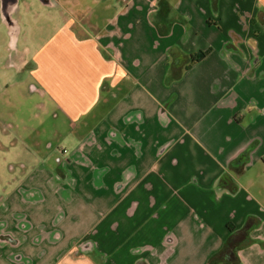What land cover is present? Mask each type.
I'll return each instance as SVG.
<instances>
[{
    "label": "crops",
    "instance_id": "obj_1",
    "mask_svg": "<svg viewBox=\"0 0 264 264\" xmlns=\"http://www.w3.org/2000/svg\"><path fill=\"white\" fill-rule=\"evenodd\" d=\"M36 4L65 19L10 67L30 69L67 146L11 144L10 182L26 174L0 190V264H209L249 217L237 254L264 264V0H0V37ZM146 220L143 248H123Z\"/></svg>",
    "mask_w": 264,
    "mask_h": 264
},
{
    "label": "rangeland",
    "instance_id": "obj_2",
    "mask_svg": "<svg viewBox=\"0 0 264 264\" xmlns=\"http://www.w3.org/2000/svg\"><path fill=\"white\" fill-rule=\"evenodd\" d=\"M65 19V14L62 10H57L53 8H45L40 4H36L32 16H28V21L22 19L21 21V33L18 39L17 47L19 51H25V48L32 50L34 48L32 42L36 44L41 43L44 39H47L59 26V23ZM0 37V110L1 107L8 109L15 117V126L12 121L6 123V128L3 129L2 126L5 125V118L0 111V190L3 189L5 183L3 181H9V189L17 184V182L24 178L26 172L22 168L21 164L15 165L16 174L18 178L15 181H11V170L13 167V162L15 163L14 154H11V144L19 146L21 143L25 146V151L29 154H35L37 156H45L48 151V145H42L40 150L33 147L31 142H29L31 136L38 138H47V142H51L55 149L65 148L67 143L62 141V138L55 133V130L66 131L68 127L66 125L59 124L54 125V121L50 117V112L45 113L41 109V104L43 99L40 97L39 93H32V86L34 85L33 79L30 75V69L25 66L16 68L10 67L14 63L7 62L9 53L5 54V50L9 47L10 37ZM18 126V127H17ZM21 126V127H20ZM55 129V130H54ZM37 132V133H36ZM52 137V138H51ZM46 140V139H45ZM46 143V142H45ZM31 155V156H32ZM36 162V161H35ZM246 179V176L242 181ZM1 194V191H0ZM0 195V203H1ZM143 224L139 231L132 232V236H129L123 243V248L134 253L132 249L143 248L140 246L143 242V238L147 237V220L142 221ZM130 229L134 226V222L127 224ZM138 227L140 225L136 224ZM124 224L121 225L123 228ZM123 248H121L123 250ZM147 253V250H144ZM127 252V251H125ZM122 251L121 258H128V255ZM21 264V263H19Z\"/></svg>",
    "mask_w": 264,
    "mask_h": 264
},
{
    "label": "trees",
    "instance_id": "obj_3",
    "mask_svg": "<svg viewBox=\"0 0 264 264\" xmlns=\"http://www.w3.org/2000/svg\"><path fill=\"white\" fill-rule=\"evenodd\" d=\"M216 1V0H215ZM209 24H213V22L209 19ZM174 48L169 49V53L172 54ZM209 50L206 51H198L192 53L188 56L189 62L185 65V69L190 68L196 63L202 61L208 54ZM256 146V142L252 143L244 152H242L236 159L232 160L230 163L231 168H235L241 171L247 163L250 162V153L253 148ZM232 183L229 186L232 193L237 192L239 186L231 179L228 174H224L220 179V184ZM259 226L258 222H255V218L249 217L245 224L237 229L233 224L229 223V236L226 239L223 248L221 251L213 256L209 262V264H241L237 250L241 248H245L250 246L255 242L251 237V231Z\"/></svg>",
    "mask_w": 264,
    "mask_h": 264
},
{
    "label": "water",
    "instance_id": "obj_4",
    "mask_svg": "<svg viewBox=\"0 0 264 264\" xmlns=\"http://www.w3.org/2000/svg\"><path fill=\"white\" fill-rule=\"evenodd\" d=\"M7 19H10V17H6ZM10 42L9 46L11 49H16L18 38H19V30L14 28V30L9 32Z\"/></svg>",
    "mask_w": 264,
    "mask_h": 264
},
{
    "label": "flooded vegetation",
    "instance_id": "obj_5",
    "mask_svg": "<svg viewBox=\"0 0 264 264\" xmlns=\"http://www.w3.org/2000/svg\"><path fill=\"white\" fill-rule=\"evenodd\" d=\"M23 57H24L23 51H19V50L16 51V49L10 50L8 61L11 63H15L17 61H22Z\"/></svg>",
    "mask_w": 264,
    "mask_h": 264
}]
</instances>
